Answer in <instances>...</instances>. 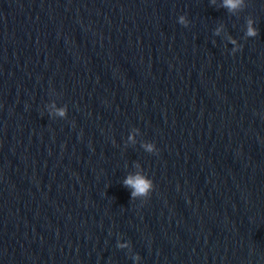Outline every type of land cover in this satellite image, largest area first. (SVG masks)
I'll use <instances>...</instances> for the list:
<instances>
[{
  "label": "water",
  "instance_id": "obj_1",
  "mask_svg": "<svg viewBox=\"0 0 264 264\" xmlns=\"http://www.w3.org/2000/svg\"><path fill=\"white\" fill-rule=\"evenodd\" d=\"M222 4L0 0V264H264V0Z\"/></svg>",
  "mask_w": 264,
  "mask_h": 264
},
{
  "label": "clouds",
  "instance_id": "obj_2",
  "mask_svg": "<svg viewBox=\"0 0 264 264\" xmlns=\"http://www.w3.org/2000/svg\"><path fill=\"white\" fill-rule=\"evenodd\" d=\"M214 3V0H213ZM223 8L228 9L229 12L231 13H235L236 11L240 10L242 11L244 8V0H223V4L221 5ZM178 23L188 27L189 26V21L187 19L186 16H180ZM247 27H246V33L245 35L249 38H255L257 37L260 32L257 29V27L255 26V22L253 19L249 18L246 22ZM58 115L60 116H65V110L61 109L58 110ZM130 139H132L130 137ZM145 149L147 152L149 153H154V154H158V150L155 146V144L149 143L144 145ZM124 186L127 188H130L131 191V196L133 199L137 198V197H149L150 194L153 192L154 190V182L145 177L142 174H135V175H129L125 180H124ZM118 247L120 249L126 248L128 247V245L126 244H119L118 243ZM136 260L141 259L139 255H137L136 257H134Z\"/></svg>",
  "mask_w": 264,
  "mask_h": 264
}]
</instances>
